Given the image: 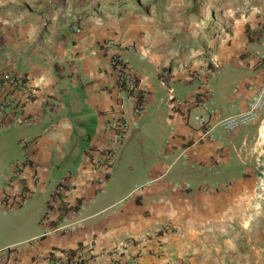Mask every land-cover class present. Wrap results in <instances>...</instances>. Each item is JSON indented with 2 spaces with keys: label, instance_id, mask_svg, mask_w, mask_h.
I'll return each instance as SVG.
<instances>
[{
  "label": "crops",
  "instance_id": "crops-1",
  "mask_svg": "<svg viewBox=\"0 0 264 264\" xmlns=\"http://www.w3.org/2000/svg\"><path fill=\"white\" fill-rule=\"evenodd\" d=\"M105 1L0 0V169L7 183L0 198L38 193L37 229L26 238L25 227H6L14 237H0V264H49L50 255L63 261L77 249L89 264H250L252 258L264 264V248L252 247L254 256L243 258L247 247L230 243L222 223L254 182L264 106L234 132L215 128L211 140L197 142L192 121L211 110L222 117L241 113L257 92L264 80V0H252L248 12L245 0H228V14L222 6L198 9V22L177 6L163 16L165 7L149 11L158 0H143L144 9L142 0ZM206 19L220 20L218 32L200 35ZM195 26L198 38L179 36ZM113 56L144 92L136 117L118 90ZM199 69L205 75L193 80ZM207 89L204 107L195 105ZM168 90L181 105L169 101ZM121 120L129 129L114 146L110 126ZM107 150L115 161L97 194L94 170ZM16 165L18 174L8 180ZM62 180L61 203L49 208ZM121 243L126 247L116 250Z\"/></svg>",
  "mask_w": 264,
  "mask_h": 264
},
{
  "label": "built area",
  "instance_id": "built-area-1",
  "mask_svg": "<svg viewBox=\"0 0 264 264\" xmlns=\"http://www.w3.org/2000/svg\"><path fill=\"white\" fill-rule=\"evenodd\" d=\"M73 31L78 32L79 30L76 27L72 28ZM110 44L108 43L107 46ZM148 52V50H145ZM112 66L114 67L118 90L124 94H126L128 100L133 106V115L132 117H136L137 114L143 109L144 104V92L137 84L136 77L131 73L130 68L124 63L119 57H114L112 60ZM213 68L217 69L218 65L213 63ZM206 71L199 69L191 73V78L193 80H202ZM4 81H8L12 86H19L22 89L25 87V83H22L20 80L11 77L10 75H4ZM168 98L169 101L174 103L175 106L181 105L180 100L176 99V97L172 94V90H168ZM210 94V90L207 89L206 93L202 96H199L197 100L194 101L195 105L200 104L204 107V101L206 100V95ZM12 96L9 97V101L11 102ZM264 106V80L259 86L257 92L252 98L251 102H249L245 111L238 113L236 115L230 117H222L218 110H211L208 112L206 116L203 115H194L192 117V121L199 131V137L197 138V142L201 140H211L209 134L215 129L219 128L227 133H231L239 129L240 127L253 122L260 110ZM114 129V146L121 145L124 142V137L126 132L129 129V124L125 120L116 121L112 123L111 126ZM264 147V144H263ZM115 158L112 154L111 150L104 151L102 158H100L97 162V168H95V172H98L97 177V185L98 189L96 191L97 194L102 193L103 188L106 184V179L110 174L112 165L114 164ZM20 166L16 165L13 167V171L10 172L9 179H12L15 174H18ZM256 170L259 173L258 176V186L262 189V193H264V150L256 163ZM65 182L62 180L59 185L56 187L55 191L52 193L48 206L51 208L54 205H60L59 193L64 189ZM32 190H27L22 197L14 200L9 198L8 196L3 195L0 198V205H3L5 208L12 209L16 207H20L24 204L27 198L32 195ZM261 197V195H260ZM262 198V197H261ZM75 211H69L68 214L73 216ZM54 232H56L54 230ZM126 247V244L121 243L116 250ZM66 264H86L88 261L84 256V251L82 249H77L76 253L71 259H68V255H64V260Z\"/></svg>",
  "mask_w": 264,
  "mask_h": 264
},
{
  "label": "rangeland",
  "instance_id": "rangeland-1",
  "mask_svg": "<svg viewBox=\"0 0 264 264\" xmlns=\"http://www.w3.org/2000/svg\"><path fill=\"white\" fill-rule=\"evenodd\" d=\"M122 1H126V0H122ZM221 1L222 0H158V5L155 6L154 8H150L149 11L153 12L155 9H158V6L165 7L163 8L164 10H162V8L159 9L160 15L163 16L164 11L167 12L168 10L167 14H169V10H171L172 12V9H176L172 7L177 6L180 7L179 9L181 10L182 9L186 10V12L183 13V16L188 17L190 15L194 16L193 14L196 11L198 12V9L202 10L207 8L208 10L211 9L214 10L213 7L217 8V6H222L220 7L221 11L225 10V12L223 13L228 14L226 10L229 9L228 5L233 4V1L229 2L228 0H224V3ZM251 1L252 0H245L242 3L241 7L244 6L243 9L245 12H248L249 5H252ZM82 2H84V0H82ZM184 2L187 5L184 8H182V4ZM101 3L105 4L107 3V1L102 0ZM120 5L121 4L118 2L115 6L119 7ZM141 5L143 6L144 9V7H146L145 1L142 0ZM109 8L110 7L108 6H104V9H109ZM194 17H196V20L198 22V16L196 15ZM204 22L205 23L202 24L204 28L201 29L200 35L207 36V35H211V33L213 34L214 31L218 32L221 23L220 20H218L217 22L215 20L210 21V19H206L204 20ZM172 29L173 26L172 27L168 26V29L162 28L161 30L165 32L166 30L171 31ZM209 30L211 32L208 34ZM165 34H167V32H165ZM181 35H184L185 37L189 35V37L194 36L198 38V27L197 26L194 27V32H190V33L180 32L179 36L181 37ZM109 41L111 43V40H108V42ZM107 44L108 43H106L105 46H107ZM114 57L117 56H113V58ZM259 143H260V147H263L264 143L262 139H259ZM254 172H256V175L254 182L251 183L249 192L246 195H244L242 203L240 202L234 205L233 218H229L226 221H222V223L224 224V228H226L230 232V235L229 234L224 235V237L226 236L231 237V239L227 237L230 240L229 242L238 245L239 247H244V246L247 247L248 250H246L245 248H241L242 251L239 252V254L243 255V258H245V256L249 258V255H253L255 252L253 253L252 249L257 246H261L262 248H264V240H263L264 239V193L261 192L262 189H260V186H258L259 173L256 170V163L254 165ZM6 186L7 183L3 181V171H1L0 169V192L3 191L6 188ZM260 195L262 198L260 197ZM37 204H38V193L35 191L34 195L28 198V200H26L24 204L21 205L20 207L8 209L5 208L3 205H0V237L2 241L5 240L10 241L14 237L13 236L14 233L9 234L4 232L6 230V227H9L10 229L12 227H18V226L25 227L27 229L25 233L26 238L30 236L31 234L30 232L32 228L37 229L38 213H36V211L33 210V207H36ZM221 238L222 237L219 236V242H221ZM32 242L33 240L26 241L25 243L19 245V247L23 245H29ZM250 264H262V261L252 258L250 259Z\"/></svg>",
  "mask_w": 264,
  "mask_h": 264
},
{
  "label": "trees",
  "instance_id": "trees-1",
  "mask_svg": "<svg viewBox=\"0 0 264 264\" xmlns=\"http://www.w3.org/2000/svg\"><path fill=\"white\" fill-rule=\"evenodd\" d=\"M79 248H81V246L79 247ZM76 253V251L75 250H73V251H69L68 253H67V255H68V259H71L73 256H74V254ZM49 264H66L65 262H63V261H61V260H57L55 257H53V256H49ZM86 264H89L88 262L86 263Z\"/></svg>",
  "mask_w": 264,
  "mask_h": 264
},
{
  "label": "bare ground",
  "instance_id": "bare-ground-1",
  "mask_svg": "<svg viewBox=\"0 0 264 264\" xmlns=\"http://www.w3.org/2000/svg\"><path fill=\"white\" fill-rule=\"evenodd\" d=\"M261 138H262L263 141H264V133H263V132L261 133Z\"/></svg>",
  "mask_w": 264,
  "mask_h": 264
}]
</instances>
